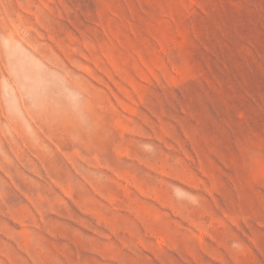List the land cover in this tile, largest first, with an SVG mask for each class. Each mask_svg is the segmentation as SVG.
<instances>
[{
	"label": "rangeland",
	"instance_id": "1",
	"mask_svg": "<svg viewBox=\"0 0 264 264\" xmlns=\"http://www.w3.org/2000/svg\"><path fill=\"white\" fill-rule=\"evenodd\" d=\"M0 264H264V0H0Z\"/></svg>",
	"mask_w": 264,
	"mask_h": 264
}]
</instances>
